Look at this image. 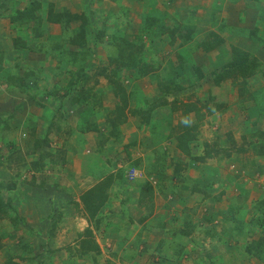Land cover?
<instances>
[{
	"label": "crops",
	"instance_id": "crops-1",
	"mask_svg": "<svg viewBox=\"0 0 264 264\" xmlns=\"http://www.w3.org/2000/svg\"><path fill=\"white\" fill-rule=\"evenodd\" d=\"M49 11L53 13L67 11L76 15L85 14L92 27H96L98 30L104 28L106 33L110 35L112 34V28H115L128 41L135 38L139 28L147 22V18H157L158 23L164 24L169 30L173 29L171 36L161 34L152 39L151 43L145 40L140 42L144 50L143 53L150 49V52L157 55L159 59L157 65L159 67L152 72L154 74L148 73L145 76H138L140 79H137V81L148 80L150 82L147 87L142 82L143 86L135 82L128 84L131 87L128 90L137 87V90L134 91L139 93L137 101L140 104L148 103L146 98H150L148 92H151L150 87L154 84L155 88L153 90L155 92L152 94L151 99H156L155 101L160 99L155 106L157 115H159L155 124L156 127L162 128L163 143H159L158 139L152 140L144 134L143 131L149 127L143 126L142 129H137L136 125H133V122L130 121L129 115L127 121L117 127L119 136L123 137L121 143L133 146L136 150L135 157H137L139 165L133 168L136 169L135 172L138 176H140V173L142 175L141 179L137 180L139 181L137 182V191L133 194L131 191L130 193L125 192V200L126 197L132 196L129 200L131 205L128 206V215L133 220L137 219L135 222L129 220L134 224H140L137 221L142 217L143 212L134 204L139 191L147 185L152 190L153 211L135 231L132 228L133 226L128 230H123L125 227L121 229L119 226L103 228L106 239H111L113 246L115 244L116 247H129L128 249H132L129 244L135 243V237H137L136 244H139L138 236H140L141 243L146 241L152 243L153 237H151L148 224L153 221V225H157L158 222L163 221L165 215L159 212L161 208L156 210L159 200L157 202L155 199L154 187H152L155 183L161 182V179L155 177L154 173L152 177L150 172L155 170L156 156L164 153V159L158 163H160L159 167L165 169L168 174L171 170L170 161H179L186 164L182 166L180 171V178L182 177V179L185 178L182 174L183 171L196 170L198 166L202 167L194 171V175L187 177L186 182L188 184L180 185L176 194L178 196L180 191L182 193L187 192L188 197L191 192L200 193L197 189L198 184L203 185L205 188L202 187V190L209 192L212 200L206 207L205 215L219 220L221 228L216 231L219 233V239L224 241L223 249H234L235 245L239 246L240 243L236 242L237 239L234 238V226L238 222H243V225H245L255 213L253 203L264 199V86L259 71L261 66L245 78L232 76L220 81L218 85H213V82L215 74L219 73L221 68L231 61L233 49L244 52L248 60H256L260 65H264V0H0L1 81L4 80V75L6 77L5 73L8 70L7 68L10 67L9 63L17 60V57L19 58L20 67H24L29 60H44L46 58L47 51H43V45L50 46L55 49V52L63 45L59 44L61 39L60 26L47 20ZM27 12H30V14L28 15ZM108 13L112 15L111 19L115 25L106 20L105 17ZM76 22L80 25L79 20L73 21V23ZM73 23L68 24L70 32H74L77 28V25L74 27L71 25ZM108 38V35L105 36L104 41H108ZM104 41L103 43H105ZM56 43L58 46L55 48ZM96 43L90 45L91 49L88 50L93 57L87 70L98 59H102L99 53H103L104 58H108L106 51L103 49L105 51L103 52ZM147 56L150 57V55ZM22 58L27 59L22 60ZM63 66L64 68L58 65V70L66 69L67 74V65ZM52 67H55V65ZM129 69L133 68L119 70L115 72V75L118 78L123 71ZM53 70L54 68H51V71ZM133 72L134 69L131 73ZM153 75H155L154 81L149 79ZM49 88L47 87L49 91L51 89L59 90L55 83H49ZM122 88L128 92L124 83ZM103 89L107 90L109 86L107 87L104 84ZM6 90L0 88V138L2 140L0 142L5 141V143L0 144V147L5 146L4 150L0 148V197L2 191H4L3 194L7 196L5 202L8 203L6 211H0H4V214H0V237L7 242L0 247V264H3L7 259L15 264L19 262V260L13 259V254L8 253L7 247H15V251H20L19 247L24 245L26 241L20 240L17 231L18 228L27 227L28 223L36 228L33 237L37 243L46 244L43 248L48 253H43V248H34L33 254L27 255L28 259H25V261L29 264H55V262L61 264V258L54 254V250L60 249L62 245H74L76 249L75 243L77 244V240L75 243L64 242L67 238L65 233H59L47 239L49 226H44V223L46 224L47 220L55 213V209H60L57 205L66 202L68 199L56 191H51V187L55 186L53 182L61 184L59 181H55L60 179V176H56L53 171H50L51 168L55 167L53 159L52 161L46 160L43 162L39 160V155L44 153L41 146L44 143L49 144L46 140L47 138L50 139L46 123L53 120V111L44 114L48 106H44L42 103L28 102L26 104L22 101L17 104L14 102L16 100L11 97L16 95L15 92L11 94ZM161 90L162 92L165 90L171 92L166 96L161 93ZM212 90L219 91L216 95H212L210 93ZM47 100L55 111L57 110L56 107L60 105L65 108V100H57L48 96ZM88 101L73 109V112L77 113L79 109L82 113L83 108H86L85 111L87 112L88 108L91 107V103ZM172 101L173 111L170 110ZM198 101L208 102V105L212 107V112L208 113L202 109V119L200 121L195 120L192 113L187 115L186 119L189 125L197 124L196 133L198 135L197 140L189 145L190 152L192 155H201L202 144L206 143L207 145H215L217 154L202 163L195 162L194 167L192 161L185 159L176 150L174 137L172 139L164 136H168L172 126L174 129L177 124L184 121L180 106H188ZM115 102L113 98V105ZM100 105L102 106V104ZM165 111L167 113L171 111V127H166L163 124L164 119L161 113ZM43 114L46 116V120H43L40 125L42 136H39L36 126L39 119L43 118ZM85 119L86 122L96 121V123L94 122L96 124L95 132L98 134L96 137H99L102 121H98L96 116L91 114ZM82 124L84 123H81L80 126ZM134 124L138 123L135 121ZM90 134L93 133H86V135ZM107 134V138L113 136ZM42 140H45V142L43 143ZM9 141L10 144L8 145ZM154 144L159 146L156 149L158 154L150 159L149 157L154 154ZM6 145L9 146L7 149ZM44 149H46V152L50 151V147ZM212 158H216L215 163L205 164L207 160L211 161ZM8 163L13 164V166ZM38 163L40 165L33 168V164ZM57 167H60L59 163ZM64 170L65 172H72L68 165L64 166ZM44 173L47 175H44ZM95 174L97 175L94 178L96 180L85 190L105 177L112 175L111 173L103 176L100 173ZM51 176L55 178L53 182L46 178ZM62 176V184H65L64 177L66 176ZM199 177L202 180L201 182ZM192 178L194 180L198 179V184L193 182ZM115 180L111 182L109 187L115 186ZM150 180H153L152 184L149 183ZM140 181L147 182L140 183ZM116 185L118 184L116 183ZM121 199L120 196L118 199L114 198L113 203ZM180 199H178L179 206L185 201ZM74 201L79 204L78 198ZM110 202L111 199L108 195L101 209L108 208ZM78 207L82 210L81 205ZM63 209L71 211L74 217L77 215V212L73 209L74 212L64 206ZM101 209L98 211L96 218L112 215V213ZM203 210L206 209L203 208ZM171 212L172 209L170 214ZM71 214L68 212V215ZM14 217H20V226L18 228L14 227L13 231H10V235H6L8 231L3 232L2 229L5 228L3 225L10 229ZM5 219L9 220L7 224L3 223ZM78 226L76 232L73 233L74 239L79 238L87 224L85 220L79 218ZM131 231L134 232L132 235L129 233ZM171 233L173 235V231ZM256 236L257 234L253 237L254 240ZM161 238L157 237L156 243L159 241V244H165V240H161ZM94 242L101 252V241L95 238ZM145 244L148 245V242ZM154 247L151 244L149 249H154ZM163 248L165 247H161V249ZM177 249L180 248L177 247ZM191 249L183 246L180 256L184 255L185 260H188L187 253L189 252L190 256L193 254ZM85 256L88 258L89 254ZM167 260L164 259L160 264H172V258ZM208 260L209 257L204 261L208 262ZM249 261V264H264V253L259 260L250 259ZM129 264H146V262L142 259Z\"/></svg>",
	"mask_w": 264,
	"mask_h": 264
},
{
	"label": "rangeland",
	"instance_id": "rangeland-1",
	"mask_svg": "<svg viewBox=\"0 0 264 264\" xmlns=\"http://www.w3.org/2000/svg\"><path fill=\"white\" fill-rule=\"evenodd\" d=\"M51 1V0H50ZM121 17V16H120ZM73 23V22H72ZM74 26L77 25V28L79 27V24L73 23L71 24ZM68 30L69 27H67ZM76 28V29H77ZM60 35L61 31L63 32V29L59 28ZM70 36V34H69ZM136 37V36H135ZM64 39L59 41V44H63L60 49L62 51L65 50L67 47L69 50H74V47L68 46L69 39ZM75 38V37H74ZM141 41L145 40L149 42L148 40L150 37L148 35H141L140 36ZM67 42V43H66ZM55 48L57 46V43L54 45ZM100 47L101 50L103 49L106 51L110 50V48H107V45L103 44ZM60 49H56L58 54H60ZM99 50V49H98ZM43 51L46 52V58L44 60L42 59H35L29 60L26 65L23 67H20L19 64V58L17 57V60L12 61L10 64V67H8L6 71V77L4 75V80L1 81L0 78V88L7 89L6 92H10L13 94L15 92L16 95H13L11 97L14 98L15 103L20 104L22 101L26 104L28 102H35V104L42 103L44 106H48L44 112V114L49 113L50 111H53V120L47 124V131L49 133L48 136H50V139H45L49 143L46 145L44 143L41 147H43L44 153L39 155L40 162L53 159V165L55 167L51 168L50 171L54 172L55 175L60 176V179L55 180L59 181L61 184H58V182H53L55 178L46 177L51 180V182L55 183L53 187H51V191H56L61 195H64L67 199L66 202H61L59 205L60 209H55V213L52 214L51 218L47 220V223H44V226H49L47 233L50 234L47 236V239L54 237L56 234L59 233H65L67 238L64 242L75 243V241L78 239H74L73 233L76 232L78 226L79 218H82L85 220V223L89 227L92 233V237L95 239H98L102 247V251L99 255H91L89 254L88 258L85 255H80V253L77 251V248L75 249L74 245L69 246H61L60 249H55L54 254L57 256H60L61 258V264H129L133 261H140L142 259L145 260L146 264H160L161 261L164 259L172 258V264H249L250 259H257L255 257V249L247 252L244 248L247 246V244L254 240L253 235H245L237 236L235 235L234 238L237 239L236 242H239V246L234 247L232 250H226L223 249V243L224 241L219 239V233L216 231L217 229H220L219 220L212 219L208 216H206L207 211V205H209L211 200V195L206 190H202V187L205 188L203 185H199L198 179L194 180L192 178V181L198 184V188L200 193L198 192H191L189 193V196L187 197L188 193H182V191L179 192V195L177 196L176 191L180 185L188 184L186 182L187 177H191L195 174L194 171H197V169H200L202 167L198 166L196 170H185L182 172L184 174L185 178L182 179H173L170 177V174L165 171V169L162 171L164 178L161 180V182L155 183L152 186L154 187L155 192V199L159 200V204H157V209H160V213L162 215L164 214L165 217L162 222H158L157 225H153V221L148 224L152 243L150 241L148 242V245L145 243L140 242V236L138 239L139 244L137 243V237L134 238V244H129L132 249H128L129 247H116L113 241L111 239L107 240L104 233L105 227L110 228L111 226H119L124 228L123 230H128L131 227L133 230H137L139 225L141 224H134L136 220H133L132 217L128 215L129 208L128 206L131 205L129 203V200L132 196L126 197L125 200V192H128L133 194L135 191H137L138 184L137 180L141 179V173L140 176L136 174L134 166L137 167V165H134L133 162H136L138 159L135 157L136 150L133 146H128L127 144L121 143V139L123 137H120L118 132L116 131L113 133V136H109L107 138V133H111L110 126L107 124L106 118L109 116L108 112L110 111V108L113 107V98L111 95V89H103L104 84L108 87L109 84H107V80L105 79V75H99V72L104 69L108 70V64L107 59L104 58V54L102 55L99 53V55L102 57V59H98L90 68H89V78L87 84H91L93 80H96V83L93 87L94 92L92 91V98L88 101L91 103V107L88 108L87 112L85 111L86 108H83L82 113L77 111V113L73 112V109L68 108L65 104V108L62 107H56V111L54 110L53 106L48 103L47 96H45V92L50 89L49 83L56 84L57 89L56 91H59V93H62L63 88L65 87L66 81L69 80V74H66V69L58 70V65L62 66L66 64H60L59 63V57L56 56L55 49H52L48 45H43ZM49 51V52H48ZM103 51V52H105ZM143 51V49H142ZM67 51H65L66 54ZM144 52V51H143ZM145 55V56H144ZM147 55H150L148 57ZM70 56V55H69ZM144 58L146 59V62L151 61L155 65V70L159 67L158 62L159 59L157 55H154L152 52H150V49L146 50V53L143 54ZM54 57H57L56 60ZM104 58V59H103ZM27 58H22V60H25ZM89 59H86L88 61ZM100 60V61H99ZM88 63V62H87ZM150 63V62H149ZM55 65V67H52ZM72 67L67 66V70L71 71L73 73L77 72V67L75 65H70ZM90 66V65H89ZM51 68H54L53 71H51ZM133 69L125 70L121 73L120 77H118V82L122 85L124 83L126 89L128 90L129 85L133 82L141 84L143 86L144 84L147 87V84L150 83L147 81H137L135 78V74L137 73L135 70L133 73H131ZM154 70V71H155ZM105 73H108L106 71ZM151 74H154L150 72ZM64 74V75H63ZM66 74V75H65ZM43 75L49 76V80L46 84L39 82V80H43ZM134 75V76H133ZM137 81V82H136ZM144 84H142V83ZM100 83V84H99ZM22 85V89L18 87ZM153 84V83H151ZM150 84V85H151ZM154 85V84H153ZM151 85L150 87L151 92H148L149 99L148 100V107H151L153 110L152 113H150V126L148 129H146L144 134L148 136L150 139H158L159 143H163V139L161 137V131L162 128L156 127L155 121L158 119L159 115H157L155 106L157 102L160 100L158 99H151L152 94H154L155 90H153L155 87ZM37 86V90H36ZM90 86V85H89ZM18 87V90H17ZM48 87V89H47ZM46 88V90H45ZM55 88V87H54ZM139 88V87H138ZM52 90V89H51ZM53 89L52 91H54ZM134 90H137V87H132V89L128 90L130 92L129 94V101L131 103L132 98L138 100L137 95L138 92H135ZM149 90V91H150ZM153 90V91H152ZM51 91V92H52ZM219 90H212L210 93L213 95H216ZM145 92H147L145 90ZM53 98V97H50ZM57 100H65V103H67L66 98L65 99H57ZM163 100V99H162ZM20 101V102H19ZM144 102V101H143ZM102 104V106L100 105ZM29 105V104H28ZM33 108V106H32ZM55 111V113H54ZM131 109H129V112ZM167 111L162 112L161 115H166ZM42 115L43 118L39 119V122L36 126V131L39 133V136H42L41 132V124L43 120H46V116ZM94 115L96 116L97 120H101V133L99 137H96V132H92L93 134L86 135L87 132H82V127L80 126L81 123L86 122V117L88 115ZM111 116V115H110ZM81 118V119H80ZM130 121L133 122V125L136 123L141 122L140 117L138 115H130L129 116ZM96 123V121H94ZM162 127V125H161ZM117 129V127H116ZM132 129V127H131ZM133 131V129H132ZM45 132V131H43ZM142 132V134H143ZM1 140V138H0ZM2 141V140H1ZM39 141V140H37ZM5 143L4 142H0ZM7 144V143H6ZM10 144V141L8 142V145ZM6 145L7 147H9ZM5 146H1L0 148H4ZM49 148L50 151L46 152V149ZM158 144H154V154L149 157L150 159L156 154H158ZM80 148V149H78ZM4 150V149H3ZM9 150V149H8ZM7 150V151H8ZM157 151V152H156ZM51 154V155H50ZM79 155V156H78ZM51 156V157H50ZM50 157V158H49ZM70 158V159H69ZM11 159V158H10ZM13 159V158H12ZM153 160V159H152ZM216 158H212V160H207L205 164H212L215 163ZM7 163V161H6ZM58 163L60 164V167L58 168ZM193 166L195 167V162H191ZM9 164V163H8ZM164 164V163H163ZM13 166V164H9ZM40 165L39 163L36 164V168ZM70 167V170L72 172H65L64 166ZM75 165V166H74ZM139 165V163H138ZM60 170V171H59ZM75 171V172H74ZM135 172V175L133 176L132 172ZM60 172V173H59ZM74 172V173H73ZM95 173H100L102 176L105 174H112L115 176L116 174H119V178H115V186L109 187L107 192L111 199V204L108 205V208H102V211H107L112 213L110 216L101 217V218H95L91 220L90 222L86 221V218L83 214V211L78 207L80 206V203L75 202L79 195L93 182L96 180L94 179L97 177ZM155 173V171H151L150 174ZM21 175V173L19 172ZM44 175H47L44 173ZM65 178V184H62L63 176ZM181 175V174H180ZM45 178V179H46ZM197 178V177H196ZM25 179V178H24ZM62 179V180H61ZM200 182L202 181L199 177ZM147 182V181H145ZM116 183L118 185H116ZM140 183H143L140 181ZM150 184L153 183V180L149 181ZM136 185V186H135ZM207 185V184H206ZM122 191V192H121ZM4 193V191H2ZM1 193L0 197V211L4 210L6 211L8 203L5 202L7 196L5 194ZM122 197L120 201H115L113 203L114 198ZM153 197V196H152ZM184 199L182 205H178V199ZM210 197V198H209ZM188 198H190L188 200ZM180 199V200H182ZM209 199V200H208ZM117 202V203H116ZM133 204V203H132ZM135 205V204H134ZM64 207H67L70 210H75L77 212V215L74 217L71 213V211H65L63 209ZM205 208L206 210H203ZM140 209V208H139ZM172 209V212L170 214V210ZM174 209V210H173ZM72 210V211H73ZM141 210V209H140ZM3 211V212H4ZM142 211V210H141ZM151 211H153V201L151 204ZM3 212H0V214H4ZM68 212H70L71 215H68ZM74 212V211H73ZM177 212V213H176ZM113 213L115 214L113 216ZM1 214V215H2ZM167 217V218H166ZM218 217V216H216ZM20 217H14L12 219L10 229L5 225H3V232H6V235H10V231H13V228H18L21 223ZM133 221V222H131ZM188 220L190 225L185 227H182L181 224H183V221ZM9 220H3V223L7 224ZM145 221V219L143 220ZM142 221V222H143ZM182 221V222H181ZM24 222V221H23ZM223 223V222H222ZM17 224V225H16ZM177 224L178 227H177ZM192 229L190 230V235L187 238H183L181 240L177 239V235H174L178 230L185 229L188 230L189 227ZM224 224V223H223ZM161 225V226H160ZM103 229V230H102ZM29 230V232H28ZM36 230L35 227L30 225L28 223V226L18 228L17 233L19 234L20 240L26 241L24 245L19 247L20 251H15V247H7L8 253L13 254L14 260H19L17 264H29V262H26L25 259H28L27 255L33 254V249H39V244L33 237V232ZM100 230V231H98ZM98 231V232H97ZM173 231V235L171 233ZM70 233V234H69ZM130 235H132L134 232H129ZM69 234V235H68ZM154 234V236H152ZM94 235V236H93ZM162 237L161 240H165V244H159L156 243V238ZM73 239V240H71ZM21 242V241H19ZM150 242V243H149ZM5 239H1L0 237V247H2L4 244H6ZM25 244H27L25 246ZM151 244H153L155 247L150 248ZM156 244V245H155ZM186 246L192 248L191 251L193 254L188 252L187 255L189 257V261L185 260L183 257L184 255L177 254V247L180 246ZM208 244V246H207ZM59 245V244H58ZM77 246V244L75 243ZM25 246V247H24ZM130 247V248H131ZM140 247V248H139ZM161 247H165L161 249ZM159 248V250H158ZM135 250V251H134ZM194 250V251H193ZM16 254V255H15ZM53 254V251H52ZM88 255V254H87ZM261 256V255H260ZM207 257H209L208 262L204 261L207 260ZM1 258V257H0ZM261 258V257H260ZM195 260V261H194ZM168 261V260H167ZM183 261V262H182ZM194 261V262H193ZM55 264H57L55 262Z\"/></svg>",
	"mask_w": 264,
	"mask_h": 264
},
{
	"label": "trees",
	"instance_id": "trees-1",
	"mask_svg": "<svg viewBox=\"0 0 264 264\" xmlns=\"http://www.w3.org/2000/svg\"><path fill=\"white\" fill-rule=\"evenodd\" d=\"M27 14L29 15L30 12H27ZM111 16L112 15L108 13L105 18L107 21L112 22L114 24L113 20L111 19ZM47 20L51 23L58 24L60 28L63 29V32L61 31V40L64 41L62 35L63 37H65V39L70 38L68 43H66L68 44V46L74 47L73 51L69 50L66 47L64 51L60 49V54H58V52L56 53V56L58 55L59 57V63L66 64L68 67H72L70 65H75L77 67V72L73 73L67 70V73L69 74L70 78L66 81L62 93H59V91L56 90H47L44 95L48 97H53L54 99L66 98V104H68L69 108L71 109H76L86 103L88 100H90L92 98V91L96 80H93V82L89 84L90 86L87 84L89 78V70H87V68L93 57L92 53L88 52V50L91 49L90 45H94L95 42H97V46L100 45L101 47H104L102 45L105 44L107 45V48H110L107 55V64L110 68H108V73H105L107 69H102L99 72V75H105V79L107 80L106 82L107 84H109V88L111 89V94L114 100L116 101L113 105V108L108 112L109 116L106 118L105 121L110 126V135H113L115 131L117 133L116 127H118V125L124 124L127 121L128 115H138L140 117L141 122L135 124L137 129L140 130L143 126L149 127L151 125L149 122V117L150 113L153 110L151 109V107H148L149 104L147 102L140 104L134 98H132L130 103L129 95L131 93L126 92L122 88V85L117 81L118 78L115 75V72L125 68H133L137 72L135 74V78H138V76H145L148 73L153 72L155 70V65L151 61L146 62V59L143 56V54L145 53H143L144 50L142 51L143 47L140 43V36L148 35L150 37L148 41L149 43H151L152 39L158 37V35L166 34L171 36L173 33V29L169 30L164 26V24L158 23L157 18H147V22H145L144 25L141 26L137 31L138 34L136 35V37H133L134 39H132V41H128L115 28H112V34L110 35L106 33V30L104 28L98 30L96 29V27H92L91 23H89L87 15L85 14L76 15L70 14L67 11H63L61 13H53L49 11L47 14ZM77 20L80 21L79 27L74 30V32H70L67 28L68 24ZM107 35L109 37L108 41H104V38ZM103 41L105 43H103ZM65 51H67L66 54ZM54 58L56 60L58 59L57 57ZM86 59L89 60L86 61ZM259 66H261L259 71L261 74V78L263 79L264 86V65H260L256 60H248L247 55L244 52L240 51L239 49H233L231 61L223 68H221L219 73L215 74L213 85H218L220 81L230 78L232 76H239L241 78H245L246 76L256 71ZM43 76V80H39V82L46 84L49 80V76ZM154 77L155 75L150 76L149 79L154 81ZM18 87L22 89L21 84L20 86L18 85ZM169 92L171 91L165 90L162 92L161 90V93L166 96L167 94H169ZM60 107L62 106L60 105ZM129 109H131L130 112ZM202 109H204L208 113L212 112V107L208 105V102L198 101L188 106H180V111H182L181 115L184 116V121L181 124H177L176 128L174 129L171 124V111H173V101L171 103L170 113L162 115V118L164 119L163 124L166 127L172 126L170 133H168V136L164 137H170L172 139L174 137L176 150L181 155H183L185 159L196 163H202L206 159H209L217 154V148L215 147V145H207L206 143L202 144L203 148L201 155H192L190 152V143H193L197 140V124L189 125L186 117L189 113H192L195 117V120L200 121L202 119ZM81 127L82 132L96 131V124L94 122H85L84 124H82ZM42 142L44 143L45 140H42ZM163 159L164 153L156 156L155 170H151L155 171V177L160 178L161 180L164 178L162 173L163 169L159 167L160 163L158 162ZM170 162V177L173 179H179L181 168L186 164L179 161ZM133 163L134 165H138L137 161ZM34 167H36V165L33 164V168ZM119 177V174H116L115 176H107L101 181L94 184L89 189L83 191L79 195L78 200L87 222L93 220L97 215L98 211L105 204L108 198L107 190L111 182L115 178ZM151 204L152 190L151 187L147 185L139 191L138 197L135 201V205L140 208L143 212L142 217L138 219L137 223H141L145 218H147L151 214ZM253 210L255 211L254 215L247 221V223H245V225H243V222L237 221L238 224L234 226V231L235 235L239 237L245 233L247 235L257 234L256 239L251 240L244 249L247 252H250L255 249L254 256L260 259V257L264 253V199L255 201L253 203ZM189 225V221L185 220L183 221V224L181 226L186 228ZM192 227L193 226L191 224V227H189L188 230L182 228L178 230L174 235H177V239L179 240L187 238L191 233L190 230L192 229ZM49 235L50 234H47V236ZM44 245L46 244L40 243L39 248H43ZM178 248H180L177 249V254L179 255L183 249L182 244L178 246ZM229 249L232 250L233 248ZM46 251L47 250L43 248V253ZM77 251L80 253V255L91 254L96 256L100 254V250L95 244L91 230L88 226L83 229L79 238L77 239ZM3 264L15 263L12 262L10 259H7Z\"/></svg>",
	"mask_w": 264,
	"mask_h": 264
},
{
	"label": "built area",
	"instance_id": "built-area-1",
	"mask_svg": "<svg viewBox=\"0 0 264 264\" xmlns=\"http://www.w3.org/2000/svg\"><path fill=\"white\" fill-rule=\"evenodd\" d=\"M132 173H133V176H134L135 175V172L133 171Z\"/></svg>",
	"mask_w": 264,
	"mask_h": 264
}]
</instances>
